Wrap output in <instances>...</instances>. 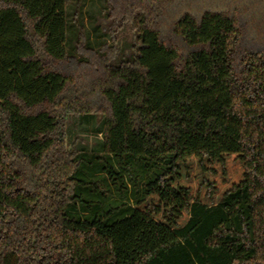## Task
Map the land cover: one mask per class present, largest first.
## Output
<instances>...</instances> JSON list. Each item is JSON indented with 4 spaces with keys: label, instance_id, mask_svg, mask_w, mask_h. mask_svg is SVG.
Wrapping results in <instances>:
<instances>
[{
    "label": "trees",
    "instance_id": "16d2710c",
    "mask_svg": "<svg viewBox=\"0 0 264 264\" xmlns=\"http://www.w3.org/2000/svg\"><path fill=\"white\" fill-rule=\"evenodd\" d=\"M72 1L0 0V264H264V0H99L94 42ZM73 114L109 161L69 147ZM230 154L218 203L174 185Z\"/></svg>",
    "mask_w": 264,
    "mask_h": 264
},
{
    "label": "rangeland",
    "instance_id": "374dc122",
    "mask_svg": "<svg viewBox=\"0 0 264 264\" xmlns=\"http://www.w3.org/2000/svg\"><path fill=\"white\" fill-rule=\"evenodd\" d=\"M80 2L73 0L70 3V9L74 12ZM82 13L90 31V39L92 42L96 40L95 31L92 29L91 21L98 27H103V31L107 32L111 20L104 19V12L99 0H86L82 6ZM91 14L94 15L91 19ZM109 33V32H108ZM70 39L68 35L67 40ZM137 42L134 32L130 25H124L118 32L114 34L113 39L108 38L109 45H113L120 56H128L131 51V44ZM69 47V46H68ZM70 48V47H69ZM92 56L93 51L84 50L83 45L79 46L78 57ZM100 128H103V117L94 114L86 116L70 115L67 121L68 145L69 147L80 145L87 146L90 152H95L101 163L104 160L109 161L108 156L102 152L101 139L102 135L98 134ZM94 165V161L92 160ZM244 175V166L238 157V154H230L224 157V161H213L204 159L200 161L195 156L187 157L179 165V176L174 185L185 186L190 189L191 198H199L203 203L216 204L220 201L224 192L232 185L242 180ZM158 198L152 197L146 203L158 204ZM161 219V215L157 216ZM188 220V215L183 214L179 223L183 225Z\"/></svg>",
    "mask_w": 264,
    "mask_h": 264
}]
</instances>
